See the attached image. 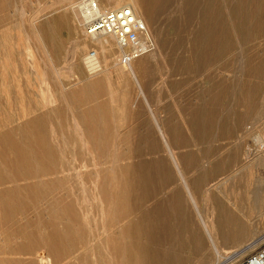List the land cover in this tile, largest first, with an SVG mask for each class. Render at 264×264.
<instances>
[{"label": "rangeland", "instance_id": "1", "mask_svg": "<svg viewBox=\"0 0 264 264\" xmlns=\"http://www.w3.org/2000/svg\"><path fill=\"white\" fill-rule=\"evenodd\" d=\"M60 1L0 0V126L5 124L4 121L8 123L5 128L21 125L23 114L37 108L34 106L37 102L34 95L38 93V106L45 103L48 110L59 112L50 116L45 123L47 141L55 142V149L59 148L57 152L61 159L72 162L70 164L76 170L72 171L69 180L62 183L64 189L71 188L73 192L72 210L66 208V201L69 200L59 203V208L53 211L48 209L51 198L49 193L46 197L42 196L44 198L28 193L25 198L30 201L28 208L22 215L12 219V225L27 224L29 230L42 231L44 235L55 226L62 239L60 246L72 242L69 256L86 254L85 261L79 257L76 262L72 260L71 264H116L121 261L119 251L116 252L112 243L99 242V238L105 236L106 231L114 232L115 227L132 218L134 212L137 216L139 213L147 214V228L143 238L148 264H187L185 261L188 264H211L208 260L202 262L203 257L197 251L187 253L188 245L187 250H183L180 244L191 240L192 235L198 231L202 236V246L207 248L208 243L197 216L206 217L211 214L212 200L225 202L229 198L241 197L239 191L245 188L244 175L247 174H237L236 171L238 167L251 162L257 150L262 148L261 140L256 137L264 127V96L261 97L264 94V0H150L156 26V31L154 29L150 33L153 39L156 36L157 42L160 41L161 53L141 81V89L132 80L120 76L122 66L117 64L118 50L112 39L108 38L114 47L113 60L102 68V75H90L84 62L79 65L74 55L73 40L78 37L89 41L91 38L84 36L74 17L76 11L71 10L77 0H70L73 5L60 4ZM101 7L107 9L105 3ZM66 14L73 19H57ZM92 49L89 46L83 56H90L91 51H94ZM4 71L6 75H2ZM2 76L9 83L4 82ZM28 81L31 89L26 86ZM218 84L224 93L231 85V93L223 96L228 98L224 104L228 112L219 113L220 108L214 97V106L209 111L206 109L205 116L200 106L205 103L203 99L208 89L211 93L216 90L220 94V88L216 89ZM15 87L22 89L19 92L23 96L26 90H30L35 100L31 103L25 97L23 101L20 100ZM58 91H62L65 96H59L61 93ZM3 93L9 96V103L5 96L2 97ZM253 102L258 103L256 115H249L248 119L240 123L247 103L251 105ZM92 108L98 111L93 118L100 121L98 134L102 138L99 139L106 141L107 155L114 145L121 159L119 164L135 163L148 168V179L141 187L142 194L148 200L141 203L138 209L135 208L131 216L120 215L127 203L115 195V190L119 189L121 195L123 189L126 191L131 186V194L136 195V175L133 179L127 178L118 169L112 172V177H104L101 173L100 176L94 175L101 167L96 163L102 161V156L88 142L87 121L90 120L82 122L77 117ZM22 110L25 112L22 113ZM196 113L205 116L203 124L206 135L202 140L200 134L203 124L201 118H195ZM153 118L167 129L174 128L177 132L174 136L173 133L168 136L169 147L178 155L180 171L186 179L189 193L197 203V211L192 208L188 193L182 188L178 173L162 146ZM227 127L234 128L229 136L223 134ZM128 131L131 134L130 140L124 144L122 137ZM130 142L134 145H130ZM122 152L126 153V157ZM89 160L92 162L89 163ZM82 161L85 162L84 166ZM47 170L44 166L45 176L42 179L49 188L50 184H57L45 172ZM12 172L15 173L13 169ZM75 172L80 176H73ZM229 178V184L223 185ZM245 178L248 180V175ZM251 178L255 180L256 176ZM63 191L60 188V195ZM177 203L184 206L182 216ZM243 205L247 206V203ZM9 224H2L0 230ZM247 237L239 246L264 240L261 234ZM262 245L264 242L241 259L231 257L223 264H239ZM205 252L206 256L211 255V251ZM44 253L49 255L52 264L68 258H56L52 248ZM100 256L103 261L99 260ZM199 256L202 258L199 259ZM16 257L26 261L29 256Z\"/></svg>", "mask_w": 264, "mask_h": 264}, {"label": "bare ground", "instance_id": "2", "mask_svg": "<svg viewBox=\"0 0 264 264\" xmlns=\"http://www.w3.org/2000/svg\"><path fill=\"white\" fill-rule=\"evenodd\" d=\"M98 2L100 5L105 3L108 9L115 8V7L126 4L130 6L134 14L146 24L149 31L151 30L154 31V29L156 31V26L153 21L154 11L150 4V0H102V1L98 0ZM65 3H70L69 5L74 4V3H71L70 0L60 1V4L66 5ZM72 7L73 6H70V8ZM71 10L73 11L74 7ZM73 12H75V10ZM67 14L58 16L57 19L65 21L69 17L72 18L71 16L67 17ZM74 17L79 24L80 22L78 20L77 14H75ZM3 20L5 19H2V21ZM76 21H75V24H76ZM77 28L79 30L78 26ZM155 37L156 36H154L155 47L151 53L142 56L141 58H139L138 60L130 64L129 66L122 67L119 70V74L122 78L127 79V80H132L140 89H141L140 87L141 81L149 73V70L151 69V67L156 63V61L160 57V53H161L160 41L157 42ZM77 38H74L73 43H74V53H75L74 55L76 59L78 60L79 65L81 66V64L84 62L88 70V74L90 75L91 74H95V75L101 74L104 71L102 68L108 62L113 60L114 47L110 42L111 40H109L112 38L111 37H97V38L88 39L89 41L77 39ZM157 39H159L158 35H157ZM89 46H91L93 48L92 50H94L95 52V55L92 58H90V56L88 57L83 56V53L88 49ZM9 52L7 53L9 54ZM27 55L29 56L30 54H27ZM98 55H100V58L98 57ZM29 57H31V55ZM9 58L11 57L9 56ZM47 65L49 66V64ZM11 72L14 73L13 71ZM41 72L42 71H40L39 73ZM5 73L6 72L4 71L2 75H4ZM2 77H3L2 78L3 81L5 82L6 80H4V76ZM13 79L14 77L12 78V81ZM6 83H9V81L8 82L6 81ZM16 83H18L17 79H16ZM19 84L18 85L16 84L17 87L20 86ZM26 86L28 87V89H31L30 87L31 83L29 81L27 82ZM17 87H15L16 88L15 90L18 89L16 94L17 96H19V98H21L20 100L23 101V97L27 99L28 103L29 102L31 103L33 102V100H35L34 99L35 97H33L34 93L30 92V90H26L23 96V93H21V91L19 92V90H22V89L17 88ZM3 88L4 87H2V89ZM217 88H220L221 90L220 94L219 92H215L216 90H212L214 91V93H211L210 92L211 90L208 89L206 98L203 99L205 103L201 104L200 109L202 110L203 113H205V116L207 113L206 109L209 111L214 106V103L212 102L214 97H216L215 103H218V107L220 108L219 113L228 112L227 111L228 109H225L226 107L224 106L228 98L227 96L226 97H223V96H225V93L226 94L231 93V89H232L231 85H229V87L226 88L225 93H224V89H222V86L220 84L216 86V89ZM3 90L4 92L6 91L5 88ZM59 92L61 93V95L59 94V96L61 97L62 95L63 97L65 96V94H63L62 91H58V93ZM9 94H10V91H9ZM37 94L34 95L36 96V99H37V102H35L34 106H36L37 108H35L28 114H25L24 113L25 111L22 110L23 111L22 113L24 114L22 116L21 125L17 126L16 128L15 127L5 128L8 126L7 125L8 123L4 121L5 124L1 123L2 126H0V227L2 224H6L7 222H10L9 226L7 225L4 228L2 227L3 229L0 230V233H2V235L0 236V264H52V261L50 260L49 255H45L44 253L47 250H50V248H52L55 251L56 258L64 257V259H66L65 257H68L66 261H62V259L61 261L60 259L59 261L57 260L56 264H71L72 260H75L76 262L79 259V257H81L83 261H85V257H86L85 253H83V255L76 256L73 254L69 256L71 249H72V244H71L72 242H70L69 244H66V246H60L62 239L60 237L58 230L55 228V226L51 227L50 233H46L44 235L42 231L40 232L38 230L37 231L29 230L27 224L25 225L17 224L13 226L12 225L13 222H11L13 221L12 219L15 216L22 215L24 213V210L25 211L27 210L28 208L27 205L29 204L30 201L29 199H25V198L27 197L28 193L29 194L33 193L35 195H41L40 196L41 198L46 197V194L49 193L51 195V198H50V203L48 205V209L50 210H53V211L57 210V208H59V203L63 202L64 200H69V201H66L67 210L73 209V202H72L73 192L71 191V188L69 190L64 189L62 187L63 186L62 183L65 182V180L67 181L70 179L72 175V171H74L75 169L72 168L71 166L72 164H70L72 162L61 159L60 153L57 152L59 148L56 147L58 150L55 149L56 143L54 142L55 144L54 145L53 143H50V141L48 142L47 141L48 136L46 137V134H45L46 133V130H45L46 121H48L50 116L56 115L59 112L57 110H48L47 104H45L44 102L42 106H38L39 104H38ZM11 95L13 96V94ZM40 95L44 97V94L41 93ZM3 96H5L6 102L9 103V100H10L9 96L4 95V93L2 97ZM262 96H264V94H262L261 97ZM54 101L55 100H51V102H54ZM257 111H258V103L254 104L253 102L251 105H248L247 103L245 113L240 118L239 122L243 123L244 119L246 120V118L249 115H256ZM96 114H98L97 109L92 108V109H87L83 111V113L81 112L79 116H77L79 117V120H81L82 122L87 121L86 119L90 120V121H87V123L89 122L87 125V133H88L87 139L93 148L99 150L100 156H102V161L100 163L98 162L99 164L96 163V165H101V167L98 168L99 170L97 169V171L94 172V175L100 176V173H101L104 177H107L111 175L115 169H118L120 173L122 175L124 174L125 176H127V178L133 179L134 176L136 175L135 177L138 180L136 195L133 196L131 194L132 192V189H130L131 186L127 187L126 191L123 189L121 192V195L119 194L120 193L119 189L115 190V195L118 198L120 197L121 200H126V203H127V206L123 208L120 215H122L123 217L125 216L127 217V215L131 216V213L135 211V208L140 206L141 203L148 200V197L146 195H143L142 190H141L142 185L145 184L146 180L148 179L147 178L148 174L146 172L148 168L146 166H143L142 164H135V163L119 164L118 162L121 159H119L118 152L114 149V145L111 148V150L108 151V155H107L108 149H106V141H101L99 139V137L102 138L101 135L98 134V131L100 130L98 128L100 125V121L95 120L93 118ZM195 115H196L195 118L196 117L199 119L201 118L202 124H203L205 120L204 119L205 116H203L201 113H199V115H197L196 113ZM204 124L203 126H201V130H202L200 134L201 140L204 139L203 137L206 135L205 134L206 131H204L205 129ZM154 125L156 128L157 134L162 140V146L165 148V151L169 155L170 162L172 163L174 169L178 173V179L180 181V184L182 188L186 190L185 192L188 193V197L192 205V208L196 209L197 211V208H198L197 203L194 200L193 196L189 193L186 182H185L186 179L183 173L180 171V167H179L180 160L178 158V155L177 153H174L169 147L170 140L168 136L172 133H173L172 135L174 136V133L176 134L177 132L174 128L167 129L168 127L163 126V124L158 122L156 118L154 119ZM77 126H78L77 123H75L76 129H77ZM233 130L234 128L227 127L223 130V134L226 136H229ZM130 135H131L130 131L126 132V134L123 135L122 142L124 144L127 143L128 140H130L129 139ZM256 138L258 140H261V146L262 148H264V127H262V129L259 130V133H257ZM130 145L133 146L134 144L130 142ZM262 148H259L257 150V154L255 155V157L252 159L251 162H249L246 165H242L240 168L238 167V170L236 171L237 174L246 173L248 175V180H245L246 179L245 177H247V175H244L245 176L244 181L246 182H245V185L244 184L243 185L245 188L242 189L241 187H239L241 188V190L238 188V191L240 190L239 192L241 194V197H235V199L229 198L225 202L212 200L210 201V207L212 210L211 214L206 217L200 216V215L197 216L199 217V223L201 224V227L204 231V235L208 243L207 248H204L202 246L203 245L202 236L198 234V231H196L192 235L191 240H189L186 243L183 242L180 244L181 249L187 250L186 245H188L187 253L191 251H195V252L197 251L203 257L202 258L199 256V259L202 258L201 259L202 262H204V260H208V263H211V264H223L227 262L231 257L241 259L246 253L253 250L260 243L264 242V240L261 239L262 241L260 242L259 241L257 242V240H255L247 244L246 246H243V247L239 246L241 241H243V239L247 236L252 237L257 234L264 235V151H262ZM103 149H106V151L103 152L104 151ZM122 153L126 157V153L124 152ZM108 157H110V159ZM182 157L183 156H181V158ZM184 157L186 158V154ZM91 162L89 160V163ZM92 163L95 164L94 161ZM81 164H83L84 166L85 162L83 163L82 161ZM44 166L48 169L45 172L51 175L54 179V182L59 186V193L57 192L58 190L57 185L50 184L48 188L47 183L44 182V180L42 179V177L45 176L43 173ZM12 169L15 171V173L12 172ZM100 170H102V172H100ZM254 175L256 176L255 180L251 178ZM73 176L79 177L80 175L77 172H75L73 173ZM234 176L235 175H233V177ZM240 178L242 177L240 176ZM229 182H230V178L228 182L227 181L224 182L223 185L225 183L229 184ZM233 183H234L233 185L235 186L234 181ZM237 184L239 183L237 182ZM60 188L64 190L62 192V195H60L61 193ZM216 191L218 190L216 189ZM234 191L235 189L233 190V192ZM236 194L237 193L235 191V195ZM243 203H247V206L243 205ZM177 205L179 207V214L180 216H182L185 211L184 206L181 205L180 203H177ZM146 215L147 214L142 215L139 213L137 216L136 212H134L132 218L128 219L122 225L115 227L114 232L106 231L107 234L106 235L104 234L105 236H102L101 239L99 238V242L112 243V245L116 249V252L119 251L121 261H119L120 259L118 258L119 262H116V264H148L147 262L148 256L146 253V248L144 247L145 240L143 238L144 233H145V228H147L146 223H147L148 218ZM93 245H96V244H93ZM93 245H91V249H93ZM94 248L96 247L94 246ZM205 249L211 251L210 253L211 255L206 256L207 252H205L206 251ZM66 254L67 256H65ZM18 255H25V256L27 255L29 257H27V260L25 261L24 259L20 257H16ZM99 258H100L99 259L100 261H103L101 259L102 258L101 256ZM185 262L188 264L187 261Z\"/></svg>", "mask_w": 264, "mask_h": 264}, {"label": "built area", "instance_id": "3", "mask_svg": "<svg viewBox=\"0 0 264 264\" xmlns=\"http://www.w3.org/2000/svg\"><path fill=\"white\" fill-rule=\"evenodd\" d=\"M74 10L84 36L88 38L111 37L116 44L117 64L127 67L154 50V39L146 24L132 8L121 5L103 9L98 0H77ZM95 55L91 51L90 58ZM239 264H264V245L243 258Z\"/></svg>", "mask_w": 264, "mask_h": 264}]
</instances>
